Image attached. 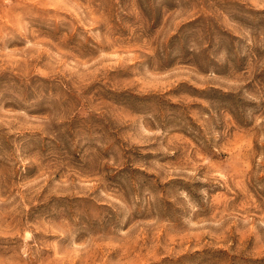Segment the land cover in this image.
I'll use <instances>...</instances> for the list:
<instances>
[{"label": "rangeland", "instance_id": "obj_1", "mask_svg": "<svg viewBox=\"0 0 264 264\" xmlns=\"http://www.w3.org/2000/svg\"><path fill=\"white\" fill-rule=\"evenodd\" d=\"M0 264H264V0H0Z\"/></svg>", "mask_w": 264, "mask_h": 264}]
</instances>
